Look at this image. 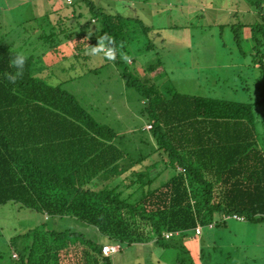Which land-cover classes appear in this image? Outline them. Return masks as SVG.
Segmentation results:
<instances>
[{"label":"trees","instance_id":"16d2710c","mask_svg":"<svg viewBox=\"0 0 264 264\" xmlns=\"http://www.w3.org/2000/svg\"><path fill=\"white\" fill-rule=\"evenodd\" d=\"M13 1V12L23 5L16 15L23 18L26 0ZM143 1L151 4L40 0L50 7L43 14L52 24L47 34L37 23L43 16L25 17L13 27L2 23L3 17L7 21L4 13L12 9L0 0V29H6L0 32V206L13 202L47 218L14 239L18 258L13 264H113L103 253L105 240L119 244L121 250L154 241L176 249L165 241L184 242L191 233L197 234L198 226L238 220L227 216L264 224V116L257 111L264 105V94L259 102H240L164 91L156 82L165 73L161 58L141 76L126 65L122 76L143 98L142 113L151 126L147 140L152 150L134 155L119 144L120 135L98 122L74 94L62 84L49 83L37 56L24 54L7 38L20 26L26 32V24L34 22L44 32L38 40L71 45L76 57L86 60L106 33L114 62L123 66L122 53L156 27L144 19L148 7ZM248 1L264 18V0ZM128 8L143 13L125 12ZM248 22L234 23L233 29L255 33L262 26ZM146 45L145 50L154 48L153 43ZM17 54L25 57V66L13 83L7 75L18 71L9 65ZM252 58L250 68L264 75V52L252 53ZM126 62L133 60L128 57ZM147 140L141 138L144 144ZM154 154L159 157L153 161ZM67 220L92 233L61 227ZM167 232L174 235L167 239Z\"/></svg>","mask_w":264,"mask_h":264},{"label":"rangeland","instance_id":"374dc122","mask_svg":"<svg viewBox=\"0 0 264 264\" xmlns=\"http://www.w3.org/2000/svg\"><path fill=\"white\" fill-rule=\"evenodd\" d=\"M66 1L71 4L72 0ZM149 1L150 5L141 2L144 8L148 7L144 19L148 21V25L151 20L156 26L155 30L136 39L135 45L127 54L122 53V60L125 61L123 66H118L114 60H108L103 52L92 54L90 59L85 60L76 57L71 45L60 44L57 40L56 43L38 40L39 36L44 35L42 29H45L47 34L51 31L52 24L44 20L43 16L49 7L48 2L42 4L40 0L23 1L24 8L27 6L23 18H31L32 15L43 16L37 20L42 29L31 22L26 24V32L23 33L25 29L20 26L15 33L7 37L8 41H16L17 47L24 54L37 56L39 66H44L43 69L41 67L42 72L48 74L49 83L62 84L64 89L74 94L98 122L109 125L120 135L119 144L134 155L152 150L151 142L147 140L151 126L147 124L148 117L142 113L143 98L136 88L127 85L122 76L126 65L134 75L140 73L141 76L145 74L149 64L161 58L165 64V73L156 82L164 91L170 89L180 93L240 102H259L264 94V75L258 68H250L254 60L252 53L255 54L259 50L264 52V18L255 22H260L262 26L253 33L247 28L233 29L234 23L238 26L239 22H251L252 12L243 11L242 14L240 11V16L235 14L229 17L225 11L212 14L211 9L205 8L207 5L201 3L205 0ZM212 1L219 5L226 4V0ZM5 2V5L12 9V13L5 12L7 21H4L3 17L2 23L8 22L9 27L22 23L23 18L16 15L23 5H20L21 9L13 12L12 6L16 5L13 4L14 1ZM243 3L249 4L245 0ZM125 12L141 15L143 10L128 8ZM57 16L54 15L53 18L56 19ZM217 19L229 26L219 27L215 23ZM81 21L85 22L84 19ZM5 30L0 29V32L4 33ZM236 35L239 36L238 39ZM147 43H153L154 48L145 50ZM47 48V51L51 52H45ZM43 53L44 57L41 58ZM128 57L133 60L132 64L126 62ZM257 111L264 116V105L257 108ZM141 138L147 140V143L144 144ZM152 157L159 156H151L150 159L154 161ZM160 164L158 161V166ZM44 222H47V218L36 210L22 208L13 202L1 205L0 264H13L14 260H17L14 254L18 255L13 246L14 239ZM63 226L84 233L89 231V227L85 229L86 226L72 220L61 223V227ZM204 233L202 249L193 254L194 257L188 251L189 246L185 247L181 241L173 239L165 243L177 245L179 248L175 250L171 249L172 245L164 246L167 251H163L157 247L148 248V243L137 244L124 247L122 254L116 253L111 259L113 264H176L179 259L180 264H264L263 223L229 220L227 225L216 226L214 230L204 227ZM197 237L199 236L195 232L191 233L190 241L197 240L194 239ZM18 243L22 244L23 240L19 239ZM197 244L198 242L196 249ZM159 260L161 261L158 262Z\"/></svg>","mask_w":264,"mask_h":264},{"label":"crops","instance_id":"0c3cea01","mask_svg":"<svg viewBox=\"0 0 264 264\" xmlns=\"http://www.w3.org/2000/svg\"><path fill=\"white\" fill-rule=\"evenodd\" d=\"M208 1L209 0H205V2H201V3L203 5H207V6H205V8L211 9L210 12L212 14L218 13V12H224L225 11L226 13H228V16L230 17L231 15L233 16L235 14L237 16L238 15L240 16V14H239L240 11H241L242 14H244V12H248V13L252 12L253 15H252V18H251V22H257L259 19H262L261 15L258 13L257 9L255 8L254 3L249 2L248 0H245V2L248 1V3H249V4H246V5H244V3H243L244 0H226V4H224V5H219L218 3L215 4L212 0H210L209 2ZM167 3H169V1H167ZM215 23H217L219 27H223L224 25H228L229 26V24H226V23L225 24H222L223 22H221L218 19L215 20ZM235 221L236 222H240V223H245V222L238 221V220H235ZM209 228L211 230H214L216 227L215 226H209ZM88 233H92V231H89ZM204 235H205L204 228L202 226V233L200 235H197L199 237L194 238V239H197V240H195L193 242H191L190 239L184 240V242L182 241L185 246H189L190 247L188 249V251L190 253H192V255L195 254V253H197V252H199L202 249V241L204 240ZM104 242H105V244L106 243H110V242H108L106 240ZM196 242H198L197 249H196ZM135 245H137V244H135ZM154 247L155 248L157 247L158 249H163V251L166 250L165 247L162 246L158 242H155L154 241V242H149L148 243V248H154ZM171 249L175 250L174 248H171ZM171 249H169V251H171ZM122 250H123V248H122ZM122 250H120L119 254H122ZM193 257H194V255H193ZM160 261L161 260H159L158 262H160ZM148 264H174V263H148ZM176 264H180V263L178 262Z\"/></svg>","mask_w":264,"mask_h":264},{"label":"clouds","instance_id":"9594fccd","mask_svg":"<svg viewBox=\"0 0 264 264\" xmlns=\"http://www.w3.org/2000/svg\"><path fill=\"white\" fill-rule=\"evenodd\" d=\"M111 38L105 33L99 37L98 46L92 47V54H98L100 52L104 53V56L108 60L115 59V52L113 49L107 47L108 44H111ZM10 67L16 68L18 71L16 75H7V78L10 82L15 83L17 78L22 76L24 66H25V57L23 55L17 54L9 61Z\"/></svg>","mask_w":264,"mask_h":264},{"label":"built area","instance_id":"2783aa9c","mask_svg":"<svg viewBox=\"0 0 264 264\" xmlns=\"http://www.w3.org/2000/svg\"><path fill=\"white\" fill-rule=\"evenodd\" d=\"M227 218H234V219H238V220H243L244 219L243 217H240L238 215L227 216ZM211 226H214V225H211ZM196 232H197V235H200L202 233V227L198 226L197 229H196ZM173 235H174V233L167 232L165 234V237L167 239H170ZM120 250H121V246L119 244H105L103 246V253L106 256H112V255H114L116 253H119ZM14 256L18 258V255L16 253L14 254Z\"/></svg>","mask_w":264,"mask_h":264}]
</instances>
